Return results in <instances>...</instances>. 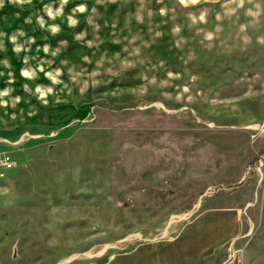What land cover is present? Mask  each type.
Returning a JSON list of instances; mask_svg holds the SVG:
<instances>
[{
  "label": "rangeland",
  "instance_id": "1",
  "mask_svg": "<svg viewBox=\"0 0 264 264\" xmlns=\"http://www.w3.org/2000/svg\"><path fill=\"white\" fill-rule=\"evenodd\" d=\"M263 79L264 0H0V264L104 260L207 205L264 264Z\"/></svg>",
  "mask_w": 264,
  "mask_h": 264
},
{
  "label": "crops",
  "instance_id": "2",
  "mask_svg": "<svg viewBox=\"0 0 264 264\" xmlns=\"http://www.w3.org/2000/svg\"><path fill=\"white\" fill-rule=\"evenodd\" d=\"M240 223L238 208L207 205L171 237L142 240L104 260L79 264H234L230 242Z\"/></svg>",
  "mask_w": 264,
  "mask_h": 264
},
{
  "label": "built area",
  "instance_id": "3",
  "mask_svg": "<svg viewBox=\"0 0 264 264\" xmlns=\"http://www.w3.org/2000/svg\"><path fill=\"white\" fill-rule=\"evenodd\" d=\"M14 166V160L10 153L0 154V177H6L7 172Z\"/></svg>",
  "mask_w": 264,
  "mask_h": 264
},
{
  "label": "bare ground",
  "instance_id": "4",
  "mask_svg": "<svg viewBox=\"0 0 264 264\" xmlns=\"http://www.w3.org/2000/svg\"><path fill=\"white\" fill-rule=\"evenodd\" d=\"M198 207V206H197Z\"/></svg>",
  "mask_w": 264,
  "mask_h": 264
}]
</instances>
